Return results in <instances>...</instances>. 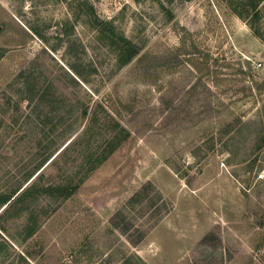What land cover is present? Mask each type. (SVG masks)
Masks as SVG:
<instances>
[{
    "label": "rangeland",
    "instance_id": "1",
    "mask_svg": "<svg viewBox=\"0 0 264 264\" xmlns=\"http://www.w3.org/2000/svg\"><path fill=\"white\" fill-rule=\"evenodd\" d=\"M248 2L0 0V194L50 155L41 185L81 183L0 207V264H264V0ZM91 7L138 47L129 64Z\"/></svg>",
    "mask_w": 264,
    "mask_h": 264
},
{
    "label": "trees",
    "instance_id": "2",
    "mask_svg": "<svg viewBox=\"0 0 264 264\" xmlns=\"http://www.w3.org/2000/svg\"><path fill=\"white\" fill-rule=\"evenodd\" d=\"M248 6L253 7L256 9V5L254 4V0H249L247 3ZM90 15L92 14L94 21L97 22L98 26L102 34L105 35L107 38H111L110 42L113 47L119 52L118 62L120 67L129 64L139 53L138 47L129 39L125 38L124 36L116 33L112 23L105 22L100 20L96 14L94 13L93 8H89ZM242 16V14H239ZM256 35H259V32L254 28V26H250ZM112 34V36L110 35ZM38 101H42L49 97L48 91H38ZM28 100L33 101L34 97L28 98ZM124 132V130H123ZM128 132L125 134L123 140H126L128 137ZM122 140L116 137L115 140H110L106 148L101 154L95 155V157L88 161V170L86 174L91 173L98 165L103 163V161L107 160L110 155L115 151V149L121 144ZM72 143V142H71ZM69 143L53 160L52 162L61 154H66L69 150ZM52 157L50 155L47 157L41 164L38 166L36 171L28 178V183L25 186H21L16 191L11 194H0V207L6 206L5 209L10 206V204H19L25 203L28 199H38L40 196H49L54 199H62L66 200L72 197L74 194L77 193L79 187L81 186L80 182H74V179H70L66 183H58L55 184L52 181L41 185L40 181L43 178L42 171L45 166V163ZM38 172V173H37ZM36 174V175H35ZM30 232L29 234H31Z\"/></svg>",
    "mask_w": 264,
    "mask_h": 264
}]
</instances>
